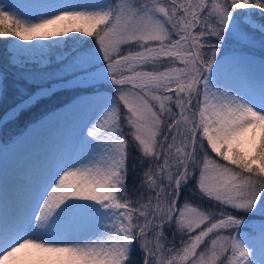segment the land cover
<instances>
[{"label":"snow or ice","instance_id":"obj_1","mask_svg":"<svg viewBox=\"0 0 264 264\" xmlns=\"http://www.w3.org/2000/svg\"><path fill=\"white\" fill-rule=\"evenodd\" d=\"M49 7L29 19L0 8V38L41 55L0 69V104L10 87L23 97L0 119L19 121L65 91L88 115L71 154L48 163L30 209L0 221V264H137L134 246L141 264H254L248 238L258 228L264 241V76L256 89L223 72L257 48L264 67V0ZM157 61L171 66L135 70Z\"/></svg>","mask_w":264,"mask_h":264},{"label":"bare ground","instance_id":"obj_2","mask_svg":"<svg viewBox=\"0 0 264 264\" xmlns=\"http://www.w3.org/2000/svg\"><path fill=\"white\" fill-rule=\"evenodd\" d=\"M43 0L42 9L47 7ZM67 2L103 3L104 0H65ZM19 49L13 48L20 57L35 55L37 52L24 51L29 47L23 41H15ZM35 45V41L31 42ZM223 76L237 87H256L264 76L260 60L242 63L239 68L226 67ZM258 89V88H256ZM88 110L69 105L44 117L10 144L9 152L3 153L0 161V221H10L29 210L33 203L40 179L48 163L71 154L79 127L87 119ZM258 230V228L256 229ZM254 264H264V241L259 230L250 244Z\"/></svg>","mask_w":264,"mask_h":264},{"label":"rangeland","instance_id":"obj_3","mask_svg":"<svg viewBox=\"0 0 264 264\" xmlns=\"http://www.w3.org/2000/svg\"><path fill=\"white\" fill-rule=\"evenodd\" d=\"M63 2H67V1H65V0H49V1L46 2L47 3V7L45 9H42L43 0H0V8H5L6 10L16 12V14L21 16L22 18L29 19V18H33V17L39 18L41 14H44V13H47V12H50V11L53 10L52 8L49 7L50 5H56V4H60V3H63ZM113 2H115V0H113ZM70 35L71 36H75V35H78V34H74L73 33V34H70ZM257 35H258V33H257ZM13 39L14 38H0V64L2 65V69L8 64L9 60H15V61H18V62H28V61H37V60L41 59V55H40L39 52H37L35 55L28 56V57H20V56H18L16 54V52H14L12 44L10 43V41H13ZM60 39L64 40V39H68V38L65 37V38H60ZM86 39L91 41L94 38L87 37ZM211 42L215 43V40L213 39ZM35 43L36 44L37 43L46 44L48 42L47 41H39V42L35 41ZM127 50H128V46H126V45L122 46V52L123 53L126 54ZM132 50L136 51L137 49L133 48ZM253 52H257L260 55H258L256 53H253ZM45 55H47V53H45ZM261 55H262V53L260 52V50L258 48L255 49V50H252L253 59L260 60ZM27 66L31 67L32 65L31 64H27ZM169 66H171V65L168 62L161 63L160 61H157V62H155L153 64H148V65H145L143 67H138L135 70L136 71H164ZM175 66L176 67H181L182 65L177 63ZM14 71H16L15 68L9 67L10 79H11V73L14 72ZM125 74L126 75H131L132 72H126ZM20 83L23 84V81H20ZM259 85L257 84L255 88H259ZM125 87L127 88L128 86H125ZM31 90H35V86L30 88V91ZM69 93H72V92L71 91L61 92V95L58 98L61 101H65V100L69 99L71 96L74 95V94L68 95ZM21 99H23V97L20 96L14 89H12L10 87L7 101L5 103H3V104H0V114H1L2 110L4 111L5 109L11 107L14 103H18L19 100H21ZM72 102H73V97H72V99H71V101L69 103L58 107L57 109H55L54 111H52V112H50L48 114L54 113L57 110H59L60 108H62L63 106H67V105H69ZM121 107H122L123 111H126V109H123V106H121ZM35 111H36L35 108L29 111V114H31L30 115L31 117L35 118V117L40 115V114H35ZM48 114H46V115H48ZM46 115H44L42 118H44ZM42 118H40L38 121H36L33 124H31L29 126V128L32 127V125L38 123ZM0 128H1L0 130L3 131V132H9V131H13L14 130V126L11 123H6L2 119L0 120ZM1 141L2 140H0V142ZM129 141L131 142V137H129ZM13 142L11 141L10 144H13ZM177 143H179V142H177ZM10 144H8V145L0 144V161L2 160L3 153L7 154L9 152V146H11ZM209 152H210V149H209ZM212 155H213V157L215 159L219 160L218 157H215V154H212ZM149 166H152L154 168V164L149 165V164L146 163L144 165V169H147ZM130 173L131 174L129 176V184L131 185L133 183L134 177H133V173L131 171H130ZM141 177H142V171L141 170H137V172L135 174V179L137 181H139V179ZM190 184H191V186L193 188H195V182L194 181L190 182ZM141 191H143V189H141ZM144 194L147 195L146 192ZM133 199H135V197H133ZM182 202H183V198L181 200V203ZM198 203H199V201H196L195 199L193 200V205L194 206L196 204H198ZM217 207H223V206L217 205ZM223 210L224 211H228V209H226V208H224ZM248 219H252V220L256 221V220H258V217H255V218L254 217H249ZM257 231L258 230L255 231V235L253 237H249L248 238L250 244L252 243V241L256 237ZM165 233H166L167 239L165 241H163V242L165 243V245H168L172 241V236H171V233L169 232L168 229H165ZM211 238H214V237L210 234V237L206 238V242L205 243L209 244ZM149 239H151V237H149ZM179 241H180V237H179V235H177L176 241H175L176 246H179ZM133 251H134V247H133ZM133 251H132V253H133ZM140 255L143 257L142 253H140ZM219 264H222V261L219 262Z\"/></svg>","mask_w":264,"mask_h":264},{"label":"trees","instance_id":"obj_4","mask_svg":"<svg viewBox=\"0 0 264 264\" xmlns=\"http://www.w3.org/2000/svg\"><path fill=\"white\" fill-rule=\"evenodd\" d=\"M0 69H2L1 64H0ZM71 94H74V93L72 92V93H69L68 95H71ZM60 95H61V92L57 93L50 100L42 101L41 104L34 107L36 109L35 114H40V115L44 114L45 112H47V111L55 108L57 105L61 104L63 101H61L58 98ZM34 108H32V109H34ZM30 115L31 114H29V112H28L24 116H22L19 121L12 122L11 124L14 126L13 131H9V132L1 131L0 132L1 140H7V139L11 138L15 134L19 133L29 122L33 121L34 119H36L38 117L37 116L34 118V117H31ZM129 167L131 168V162L129 164ZM130 174L131 173L129 172V176H130ZM140 253L141 252H140L139 248L134 246V251L132 253V257H133V259H135L137 261V264H141L142 259H143V257L140 255Z\"/></svg>","mask_w":264,"mask_h":264}]
</instances>
